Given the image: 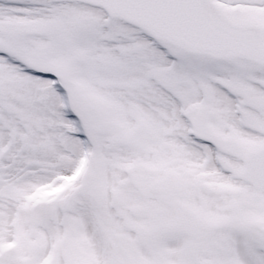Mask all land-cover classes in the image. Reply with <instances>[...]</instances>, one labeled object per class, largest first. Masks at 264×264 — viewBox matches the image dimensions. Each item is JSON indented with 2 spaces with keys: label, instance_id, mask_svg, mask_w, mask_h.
Segmentation results:
<instances>
[{
  "label": "snow or ice",
  "instance_id": "obj_1",
  "mask_svg": "<svg viewBox=\"0 0 264 264\" xmlns=\"http://www.w3.org/2000/svg\"><path fill=\"white\" fill-rule=\"evenodd\" d=\"M0 264H264V0H0Z\"/></svg>",
  "mask_w": 264,
  "mask_h": 264
}]
</instances>
